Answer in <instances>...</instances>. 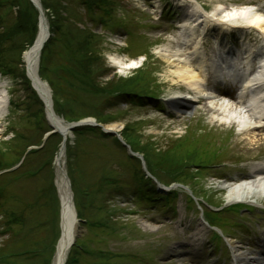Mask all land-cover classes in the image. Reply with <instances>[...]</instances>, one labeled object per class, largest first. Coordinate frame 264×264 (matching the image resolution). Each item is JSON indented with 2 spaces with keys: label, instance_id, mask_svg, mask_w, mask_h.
<instances>
[{
  "label": "rangeland",
  "instance_id": "obj_1",
  "mask_svg": "<svg viewBox=\"0 0 264 264\" xmlns=\"http://www.w3.org/2000/svg\"><path fill=\"white\" fill-rule=\"evenodd\" d=\"M192 1L111 0L105 11L89 13L85 3L93 8L97 0H39L54 41L42 50L39 64L52 110L67 126L91 120L102 127L96 138L68 131L72 134L63 163L78 220L76 247L68 256L74 262L68 264H233L226 240L258 257L244 227L255 229L260 220L262 228L251 231L256 236L250 238L259 243L264 198L257 213L244 209H250L249 204L227 205L220 181L227 177L236 182L250 174V164L263 163L264 140L250 148L238 128L210 122V107L227 109L236 102L221 98L227 104L213 99L214 105H209L213 100L207 103L196 91L183 89L163 60L164 48L169 55L183 51L176 24L181 22L180 6L190 9ZM196 1L203 18L210 19L203 21L212 25L217 21L212 13L216 4L253 6L264 15V0ZM36 7L32 0H0V90L6 95L0 118V264H53L61 237L55 158L64 138L58 133L46 139L55 130L44 105H35L25 90L30 83L22 67V54L36 38ZM253 33L264 37L257 29ZM220 34L231 40L226 31ZM193 37L189 32L196 43ZM200 48L196 52L202 56ZM116 56L138 64L121 69L112 63ZM66 66H84L82 73L93 75L98 97L73 89L90 83L77 82L78 76L75 82L68 80L60 69ZM208 68L205 82L211 75ZM133 92L151 94L154 101L130 103ZM180 98L191 102L187 114L174 110ZM210 132L226 136L225 142L213 147ZM41 145L44 153L26 156ZM136 178L144 182H139L143 189ZM159 184L167 189L162 195L168 199L143 196L150 189H162ZM198 231V238L192 237ZM186 241L193 243V250L183 246ZM212 258L220 261L212 263Z\"/></svg>",
  "mask_w": 264,
  "mask_h": 264
},
{
  "label": "bare ground",
  "instance_id": "obj_2",
  "mask_svg": "<svg viewBox=\"0 0 264 264\" xmlns=\"http://www.w3.org/2000/svg\"><path fill=\"white\" fill-rule=\"evenodd\" d=\"M32 2L36 4L37 11L39 12L37 14L38 25L35 40L22 54V67L24 78L31 84H29L31 89L44 105L49 123L53 126L54 130H57L64 138L63 145L60 147L55 158V187L63 217L61 227L65 235L64 239L58 244L53 264H65L70 249L69 245L78 232L76 207L73 202V194L70 184L67 182L68 177L65 173L63 163L66 141L72 133L68 132V126L53 112L48 86L40 76L39 64L42 48L47 45L46 42L49 39L50 28L45 11L41 7L39 0H32ZM180 8L182 10L180 25L192 29L191 33L194 35L193 38H196V44L193 43V41L188 42V35L183 36L184 33H180L184 30L183 28L179 31V36H183V51L179 54L178 51H173V54L169 55L166 48L162 50L164 62L173 68L170 74L177 82H180V84L183 85V89L196 91L195 93L198 98L202 100L207 99V103L216 99L218 104L225 105L227 103L221 101V97L215 92L204 90L205 88L203 89L207 74L203 68V64L199 62L202 56H199L198 52L195 53V57L188 55L193 49L203 46L204 43L211 50L208 54L211 59H213L217 53L219 58L212 60V70L210 69L215 79L217 78V75L222 72L220 67L224 66L230 70L227 75L231 82H235L238 75H241L244 77V80L247 81L242 85V88L237 95L239 98L238 102L235 104L236 106L229 108L227 106V109L226 107L221 108L220 106H215L214 108L210 107L208 112L212 118L210 117L211 119L209 120L219 127L228 126L229 128L236 127L240 129V135H244V139L249 142L250 148H254L257 141L264 140V134H261V132L264 133V58L254 62L255 69L251 76L247 77L246 72L249 70V63L251 62L248 61L249 52L247 51L246 45L249 43L248 41L251 37L245 29L253 27L258 31H261L264 35V15L258 13V9L253 6L245 8H230L221 6L220 4L214 6L212 13L218 23H224L227 32L230 31L234 33L233 28L231 27L232 23L241 24L242 29H235L236 34L239 36L238 41L240 44L238 46H240V48L234 50L225 42L222 44L219 43L218 36L223 29L203 21L205 18L208 21H210V19L208 17L203 18V15L201 14L203 8L196 0L192 1L190 9L186 5H181ZM183 10L186 11L184 15ZM221 19H225L226 22H222ZM205 23H208V25H205ZM198 25H202L201 28L198 29ZM220 27H223V24H221ZM3 30L4 27L1 26L0 34ZM211 38H213V40H211ZM191 42L193 43V46H190ZM230 49L234 51V54H231L232 50ZM111 60L114 65L125 70H131L138 64L137 61H126V59L117 56L112 57ZM242 65L245 66L244 69L241 68ZM215 86H217V84H215ZM245 87L248 88L246 89ZM176 102H178V107L174 110L182 112V115L187 114V107L191 102L183 98H180V100ZM214 102L215 101L213 100L209 105H214ZM5 107L6 95L3 90H0V118L5 111ZM249 110L253 116L250 114ZM86 122L91 123V120ZM110 129L115 130V128ZM257 132H260L258 133L260 135H258ZM257 135L260 136V138L256 137ZM225 138L226 136L224 135H217L214 132H210L209 143L213 147H220L221 143L225 142ZM191 150L193 151L194 149ZM197 152L199 153V151ZM202 157L204 158V156ZM249 167L250 174L247 173L243 178L236 182L226 180L225 183L221 185L227 195V205L242 203L258 208V203H261V200L264 198V162L261 164H250ZM201 226L203 229V225ZM199 233V231L198 233L194 232L192 237L196 238ZM226 243L233 264H262L261 262H264L263 240L258 244L261 249L259 255L262 256L263 260H261V256L258 259L257 257L245 253L239 245H236V243L232 241L226 240Z\"/></svg>",
  "mask_w": 264,
  "mask_h": 264
},
{
  "label": "trees",
  "instance_id": "obj_3",
  "mask_svg": "<svg viewBox=\"0 0 264 264\" xmlns=\"http://www.w3.org/2000/svg\"><path fill=\"white\" fill-rule=\"evenodd\" d=\"M111 2V0H97V3H98V5L97 6H95V7H93V8H90V5H93L94 6V4H89L88 2H86L85 3V5H86V9H87V11L89 12V13H92L93 11H105L107 8H109L108 7V3H110ZM83 6V5H82ZM64 19H66V18H64ZM65 23V22H64ZM62 21H61V23L60 24H58V27L60 28H58V30L59 31H62ZM67 25V24H66ZM89 39V38H88ZM90 40V39H89ZM51 42H54L51 38L49 39V41H48V43H47V45L45 46V49H48V45H50L51 44ZM60 69H62L63 71H64V75L68 78V80H72V82H75V76H78L79 77V79L78 80H76L77 82L80 80V79H82V81L83 80H87L88 81V83H90L88 86H80V88L79 87H74L73 89H75V90H83V91H87V90H89V92L88 93H90L93 97H95V98H97L98 97V95H97V93L95 92V90H94V88L92 87V85L93 84H95V82H91V78H93V75H91V78H90V75L89 74H85V73H82V71H83V69H84V66H83V69H79V68H77V67H69V66H66V67H62V68H60ZM91 73H94L92 70H91ZM95 75V74H94ZM92 81H95V79H93ZM25 90L27 91V92H30L31 93V97L33 98V100H34V103H35V101H36V103H35V105H37L38 103L40 104V102L38 101V100H36V97L34 96V93L33 92H31L30 91V89H27L26 87H25ZM92 90V91H91ZM94 90V91H93ZM91 91V92H90ZM98 93L100 94V95H102V93L100 92V91H98ZM104 103V105L105 104H108L109 103V101H106V102H103ZM102 103V104H103ZM37 107V106H36ZM75 134L78 136V135H86V136H92V137H94V138H96V137H98V135H100V130L98 129V128H81V130H78V131H76L75 132ZM54 137H57V135H53V136H51L50 138H48V139H51V138H54ZM44 147L45 146H43L41 149H37V150H35V151H31L30 153H28L26 156H30V155H37L38 153H44L45 151H44ZM24 162V161H23ZM22 165H23V163H22ZM22 165H21V167H22ZM14 173V172H13ZM16 220V219H15ZM21 222H22V220H21ZM18 225V224H17ZM20 226V225H19ZM11 228V227H10ZM12 230H14L15 231V228H11ZM76 247V246H75ZM74 247V248H75ZM73 253V252H72ZM73 261V258L71 257V258H69V260H68V263L70 262H72ZM67 263V264H68Z\"/></svg>",
  "mask_w": 264,
  "mask_h": 264
},
{
  "label": "water",
  "instance_id": "obj_4",
  "mask_svg": "<svg viewBox=\"0 0 264 264\" xmlns=\"http://www.w3.org/2000/svg\"><path fill=\"white\" fill-rule=\"evenodd\" d=\"M49 38V37H48ZM52 105V104H51ZM88 125V126H97V127H101L100 125H95V124H93V123H89V122H81V123H78V124H72V125H69L68 126V129L70 130V131H73L75 128H79V127H81V126H83V125ZM52 133H59L57 130H55V131H53ZM60 134V133H59ZM67 182H68V184H70L69 183V180L67 179ZM60 216H61V220H62V212H61V210H60ZM62 224V223H61ZM60 230H61V237H60V240L58 241V244L64 239V231L62 230V227L60 226ZM73 243H74V241L72 240V242L70 243V245L69 246H71V245H73ZM57 244V245H58Z\"/></svg>",
  "mask_w": 264,
  "mask_h": 264
}]
</instances>
